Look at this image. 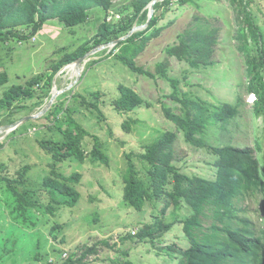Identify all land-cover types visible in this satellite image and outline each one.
<instances>
[{
  "label": "rangeland",
  "instance_id": "374dc122",
  "mask_svg": "<svg viewBox=\"0 0 264 264\" xmlns=\"http://www.w3.org/2000/svg\"><path fill=\"white\" fill-rule=\"evenodd\" d=\"M247 1L264 37V0ZM132 2L113 0L109 11L93 8L84 25L66 28L51 20L29 40L0 42V99L13 86L33 89L30 82L39 80L33 89L34 98L21 99L15 104L20 107L14 106L0 116V177L4 178L0 181V264H65L69 258L77 261L90 248L98 253L88 255L83 264H177L170 248L187 245L181 222L190 210L184 205L178 209L171 206L165 222L176 225L154 240H141L137 234L154 223L165 201L159 199L136 211L125 199L124 174L129 162L141 170L140 155L146 145L165 134H176L168 152L172 153V164L183 174L212 177V148L226 145L251 148L264 169V115L249 102L246 58L237 49L238 25L229 0L203 1L200 8L173 5L165 9L160 24H172L135 60L145 74L132 72L117 60L119 50L111 53L116 46L112 42L89 51L81 64L64 66L49 82L53 65L83 44L91 47L101 24L107 21L118 27L127 23L134 13ZM151 13L150 6L149 18ZM200 24L217 29L213 64L195 68L188 61L169 56L168 49L178 46L182 36ZM147 27L146 21L136 22L129 35ZM30 30L23 29L22 33L29 34ZM161 65L168 78L160 74ZM2 77H6L5 82ZM121 86L134 91L142 105L132 112L118 113L113 102L121 97ZM239 98L240 115L228 123H212L209 118L216 108L235 106ZM96 102L101 113L91 108ZM55 105L58 107L50 113ZM168 112L184 121L210 122L194 135L201 144L188 141ZM31 116L38 117L28 120ZM56 117L63 118L61 124L70 117L86 130L83 150L87 153L92 152L97 137L107 162H94L89 157L83 162L75 157L58 162L59 171L66 177L74 173L82 176L75 185L81 198L76 207L61 208L56 216L40 215L37 227L28 229L13 220L11 200L5 195L7 179L19 181L24 174L25 183H16V189L27 190L28 199L37 205L49 203L43 179L52 176L55 161L41 142L62 140V132L53 121ZM26 167L29 169L24 173ZM243 217L264 230V195L253 200Z\"/></svg>",
  "mask_w": 264,
  "mask_h": 264
},
{
  "label": "trees",
  "instance_id": "16d2710c",
  "mask_svg": "<svg viewBox=\"0 0 264 264\" xmlns=\"http://www.w3.org/2000/svg\"><path fill=\"white\" fill-rule=\"evenodd\" d=\"M203 1L219 0H133L134 13L127 23H121L118 27L107 21L101 24L91 47L83 44L53 65L49 82L52 83L64 66L76 63L91 50L129 35L136 22L146 21L148 22L146 29L119 41L111 52L114 53L118 49L119 53L115 55L117 60L132 72L145 74L135 60L153 39L161 35L164 28L172 24L171 22L164 27L161 26L164 10L170 9L173 5L177 7L192 5L200 8ZM229 1L230 5H234L237 19L236 39L240 42L237 49L246 58V73L249 80L246 90L248 94L256 95L257 100L254 103L256 112L264 115V37L249 9L250 2ZM112 5L113 0H0V42L16 38L29 40L51 20H58L66 28L84 25L89 20L91 9L102 8L109 11ZM152 5L154 13L150 20L149 7ZM23 29L31 30L29 34H24ZM216 34L217 29H209L208 24L197 25L188 35L182 36L178 46L169 48L167 52L171 57L188 61L195 68L208 67L213 64L211 58L213 46L217 43ZM159 72L168 78L163 65L159 67ZM147 75L152 76L150 73ZM1 81L5 82L6 77H2ZM38 82V79L30 82L33 89ZM173 86L177 90L174 80ZM33 89L13 86L7 90L0 99V116L14 108L21 99L34 98ZM142 103V99L134 91L121 86V97L113 102V106L118 113H124L132 112ZM241 103L239 98V103L235 106L225 104L216 108L209 119L213 124L221 121L228 123L236 115H240ZM20 106L21 104H18L15 107ZM54 107L50 113H54L53 110L58 106ZM91 108L101 113L97 102L92 104ZM168 117L179 129L185 131L188 141L201 144L194 135L202 132V128L210 122L184 121L169 112ZM53 121L62 132V140L41 142L43 149L55 161L52 164V167H55L52 168V176L43 179V189L50 195L49 203L45 206L37 205L28 199L27 190L20 192L16 189V183H25L22 182L24 174H20L19 181L7 179L5 195L11 200L13 220L28 229L37 227L40 215L56 216L61 208L76 207L81 198L75 185L82 176L74 173L66 177L59 171L56 165L58 162L71 157L81 162L88 157L94 162L98 160L107 162L105 154L100 150L101 143L97 137L92 152L87 153L83 150L88 133L79 123L70 117L65 118V124H61L63 118L60 117ZM173 138H176V134L168 133L147 144L145 151L140 155L142 169L138 170L130 161L125 171V199L136 211L144 210L146 206L159 199L165 201L160 214L153 219L154 223L142 229L137 234L138 237L141 240L147 238L154 240L158 234L160 236L167 234L176 225L165 222L167 210L171 206L178 209L184 205L190 210V215L181 222L187 245L170 248L175 253L173 257L177 258V264H264V230L257 229L256 224L243 217L249 213L253 200L264 195V169L254 150L234 145L212 148V154L215 156L213 176L210 178L189 176L172 164L173 156L168 149ZM28 169L26 167L24 173ZM1 180L4 181V178L0 177ZM97 253L95 248L87 249L77 261L69 258L65 264H83L88 255ZM124 264L133 263L128 261Z\"/></svg>",
  "mask_w": 264,
  "mask_h": 264
},
{
  "label": "water",
  "instance_id": "95a60500",
  "mask_svg": "<svg viewBox=\"0 0 264 264\" xmlns=\"http://www.w3.org/2000/svg\"><path fill=\"white\" fill-rule=\"evenodd\" d=\"M153 13H154V5H152V13L150 14V18H149L150 20H151V18H152V16H153ZM129 36H130V35H129ZM122 40H123V39H119V40L113 42L112 44H117L119 41H122ZM86 57H87V55L84 56V57H82V58H80L76 63H77V64H81V63L85 60ZM50 106H51V104H49V105L47 106V108L43 110L42 113H46L47 109H48ZM37 117H38V116H31V117L28 118V120H32V119H35V118H37Z\"/></svg>",
  "mask_w": 264,
  "mask_h": 264
},
{
  "label": "clouds",
  "instance_id": "9594fccd",
  "mask_svg": "<svg viewBox=\"0 0 264 264\" xmlns=\"http://www.w3.org/2000/svg\"><path fill=\"white\" fill-rule=\"evenodd\" d=\"M132 35V34H131ZM121 39V38H120ZM119 40V39H118ZM250 97H252V101H249L250 103L252 102V103H255L256 102V100H257V97H256V95L255 94H251L250 95Z\"/></svg>",
  "mask_w": 264,
  "mask_h": 264
},
{
  "label": "bare ground",
  "instance_id": "6f19581e",
  "mask_svg": "<svg viewBox=\"0 0 264 264\" xmlns=\"http://www.w3.org/2000/svg\"><path fill=\"white\" fill-rule=\"evenodd\" d=\"M77 70V69H76Z\"/></svg>",
  "mask_w": 264,
  "mask_h": 264
}]
</instances>
